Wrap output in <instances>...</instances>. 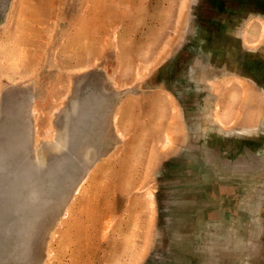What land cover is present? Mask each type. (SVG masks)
<instances>
[{
    "label": "rangeland",
    "instance_id": "1",
    "mask_svg": "<svg viewBox=\"0 0 264 264\" xmlns=\"http://www.w3.org/2000/svg\"><path fill=\"white\" fill-rule=\"evenodd\" d=\"M187 213L264 264V0H0V264H180Z\"/></svg>",
    "mask_w": 264,
    "mask_h": 264
},
{
    "label": "bare ground",
    "instance_id": "2",
    "mask_svg": "<svg viewBox=\"0 0 264 264\" xmlns=\"http://www.w3.org/2000/svg\"><path fill=\"white\" fill-rule=\"evenodd\" d=\"M253 180V179H252ZM248 181V180H247ZM245 182V181H244ZM255 182V181H254ZM257 182V181H256ZM250 183V182H249ZM250 185V184H249ZM208 186V185H207ZM236 188V187H235ZM250 188V187H249ZM252 188V187H251ZM245 189V188H244ZM197 196L199 197V199H197L196 204L194 202V209L197 208L198 210H202L204 208V205L206 203V201L208 200L207 198H211L213 195H215V189L213 187H205L202 189H199L198 191H196ZM199 193L201 194V196H199ZM219 193V192H218ZM224 193V192H223ZM222 193V194H223ZM248 194V193H246ZM248 196V195H246ZM220 197V196H219ZM244 198V197H243ZM245 199V198H244ZM240 201V200H239ZM230 202V201H228ZM241 202V201H240ZM227 204V203H226ZM212 205V204H211ZM218 206V205H217ZM226 206V205H225ZM231 206V205H230ZM181 207V205H180ZM191 207V206H190ZM227 207V206H226ZM229 208V207H228ZM188 209V208H186ZM190 209V208H189ZM188 209V210H189ZM216 210V209H214ZM238 210V209H237ZM184 211V210H183ZM190 212V210H189ZM205 212V211H204ZM183 212H181L180 214H182ZM226 213V212H225ZM179 214V212H178ZM197 214V213H195ZM226 215V214H225ZM179 218L174 219V221H176V232H177V242L179 243V245L176 247V255L178 257V263L180 264H204L206 262V255L204 254H198L200 251H203V249H201V246H196L195 249H197V254L195 253V251H191V249H194L193 244H195L197 242V240L194 238L193 234L195 233L196 229L199 227H204L205 225L201 224L200 222V218H197L194 216H192L190 213H187L186 216H181L179 215ZM235 216V215H234ZM233 216V217H234ZM173 220V219H172ZM208 220V218H207ZM219 220V219H217ZM235 220V219H234ZM227 222V221H226ZM237 222V221H236ZM211 224V223H210ZM217 224V223H216ZM233 225V224H232ZM206 226H209L208 224ZM207 228V227H206ZM225 228V227H224ZM209 231V230H208ZM201 232H203L201 230ZM206 232V231H205ZM204 233V232H203ZM224 239L223 242H221V244L225 245V243H227L228 237H229V231L227 229V231H224ZM196 234H199V232L197 231ZM220 237V236H219ZM175 239V241H176ZM201 239V237H200ZM205 239V238H204ZM221 239V238H219ZM211 241V240H210ZM213 241V240H212ZM219 241V240H218ZM238 241V240H237ZM241 241V240H240ZM177 243V244H178ZM213 243V242H212ZM237 243V242H236ZM235 242H232L233 245H231L234 249L238 248V245ZM213 245V244H212ZM195 246V245H194ZM227 248L230 249V247L228 246ZM194 249V250H195ZM231 252V250H229ZM221 252V251H220ZM246 252V251H243ZM233 253V252H232ZM237 254V253H236ZM174 256V255H173ZM235 256V255H234ZM236 257V256H235ZM237 259V258H236ZM226 260V259H225ZM230 264V263H228Z\"/></svg>",
    "mask_w": 264,
    "mask_h": 264
}]
</instances>
